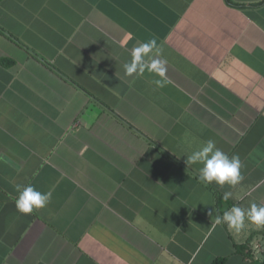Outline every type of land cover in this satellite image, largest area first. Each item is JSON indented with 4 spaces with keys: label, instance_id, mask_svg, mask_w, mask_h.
Segmentation results:
<instances>
[{
    "label": "crops",
    "instance_id": "obj_1",
    "mask_svg": "<svg viewBox=\"0 0 264 264\" xmlns=\"http://www.w3.org/2000/svg\"><path fill=\"white\" fill-rule=\"evenodd\" d=\"M153 38L159 90L124 71ZM208 139L240 157L239 185L186 165ZM17 185L51 200L21 215ZM253 202L264 0H0V264H264V229L214 224Z\"/></svg>",
    "mask_w": 264,
    "mask_h": 264
},
{
    "label": "clouds",
    "instance_id": "obj_2",
    "mask_svg": "<svg viewBox=\"0 0 264 264\" xmlns=\"http://www.w3.org/2000/svg\"><path fill=\"white\" fill-rule=\"evenodd\" d=\"M150 54L154 58L150 63H146L145 58ZM160 55L161 49L157 47L156 40L154 38L149 40L133 50L132 59L124 68L125 75H143L148 72L156 77L151 81L154 90L166 87L169 83L166 77V60L155 58ZM189 136L190 133H185L186 142L191 144L187 140ZM185 163L187 166L201 165L197 169V179L204 186L215 184L219 188H224L226 185L234 188L243 180L240 157L238 155L229 157L217 148L213 139H208L192 150L187 155ZM16 191L18 196L15 198V209L21 215H29L34 209H43L51 200L50 192L38 191L32 185H17ZM230 198L239 199L234 197L232 191H225L223 199L227 201ZM214 224L225 226L227 231L235 237H240L247 229H264V206L254 202L247 208L234 205L222 215H217L214 218Z\"/></svg>",
    "mask_w": 264,
    "mask_h": 264
},
{
    "label": "trees",
    "instance_id": "obj_3",
    "mask_svg": "<svg viewBox=\"0 0 264 264\" xmlns=\"http://www.w3.org/2000/svg\"><path fill=\"white\" fill-rule=\"evenodd\" d=\"M222 263H223L222 260H218V261H216L214 264H222Z\"/></svg>",
    "mask_w": 264,
    "mask_h": 264
}]
</instances>
